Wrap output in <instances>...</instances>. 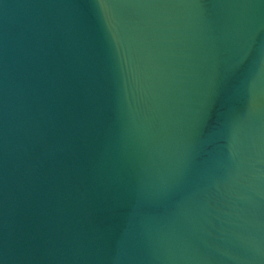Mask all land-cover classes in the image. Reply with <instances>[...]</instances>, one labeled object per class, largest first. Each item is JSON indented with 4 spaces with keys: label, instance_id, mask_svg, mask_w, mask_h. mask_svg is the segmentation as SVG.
Returning a JSON list of instances; mask_svg holds the SVG:
<instances>
[{
    "label": "water",
    "instance_id": "1",
    "mask_svg": "<svg viewBox=\"0 0 264 264\" xmlns=\"http://www.w3.org/2000/svg\"><path fill=\"white\" fill-rule=\"evenodd\" d=\"M0 264H264V0H0Z\"/></svg>",
    "mask_w": 264,
    "mask_h": 264
}]
</instances>
